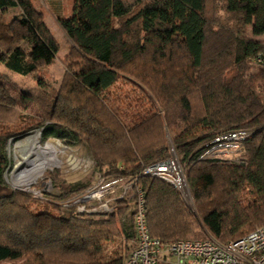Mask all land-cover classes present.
Instances as JSON below:
<instances>
[{"label": "trees", "instance_id": "16d2710c", "mask_svg": "<svg viewBox=\"0 0 264 264\" xmlns=\"http://www.w3.org/2000/svg\"><path fill=\"white\" fill-rule=\"evenodd\" d=\"M221 2L216 7L226 13L225 20L216 17L208 0H74L69 15L57 17L79 62L64 77L71 99H57L63 115L57 104L43 134L82 142L105 178L135 180L106 221L87 219L63 203L86 188L78 182H54L59 201L50 209L29 205L36 202L30 193L1 191L0 261L124 264L134 242L126 254L104 253L103 245L110 233L129 237L123 212L134 210L136 188L144 193L151 236L163 242L203 238L178 237L192 231L181 194L163 180L140 174L170 156L165 127L180 161L187 163L193 199L198 205L213 203L201 211V224L213 238L224 243L264 223V127L258 129L264 124V61L255 62L264 50V0ZM9 8L19 11L0 28V67L7 75L33 76L52 63L57 42L30 0H0V12ZM1 75L0 82H7ZM118 79L138 82L139 92L124 95L122 107L120 96H107L114 94L109 88ZM81 95L98 107L91 102L90 109L83 108ZM20 103L11 91L0 89V188L8 163L3 143L14 134L3 115ZM239 128L252 130L239 162L198 159L208 140ZM205 173L211 179L200 187ZM244 188L248 197L241 201L237 194Z\"/></svg>", "mask_w": 264, "mask_h": 264}, {"label": "rangeland", "instance_id": "374dc122", "mask_svg": "<svg viewBox=\"0 0 264 264\" xmlns=\"http://www.w3.org/2000/svg\"><path fill=\"white\" fill-rule=\"evenodd\" d=\"M30 1L33 7L40 11L45 26L57 42L58 51L52 63L39 68L33 76L7 75L5 70L0 67V76L3 77L1 74H5L7 78V82L1 80L0 89H7L8 92L11 91L13 97L21 101L20 104L10 108L9 114L4 112L5 115H3V117L10 120H8V125L11 130H14V134L12 136H8L3 143L2 150L8 159V163L2 174L3 187L0 188V192L8 189H16L30 193L35 198L36 202L29 205L35 207L36 209L46 207L50 209L49 205H51V203L55 204L59 201L55 195L59 194L60 188H58L54 182L63 181L65 185L78 182L84 185V187H87L94 184L99 178L106 180H109L110 178H105L104 175L99 172L97 168H95V163L86 146L82 142L76 141L70 137L57 138L49 135L44 136L43 134L42 126L48 123L46 121V117L49 115L50 111H54L58 104L57 99L60 97H63V99L70 98L69 96L71 95L65 90L67 86L64 84V77L66 76L68 70L74 69L76 63L79 62V58L77 57L71 40L66 36L57 22V17L69 15L74 0ZM126 1L130 3L134 0ZM212 2L215 7L216 17L219 16L220 19L225 20L224 16H226V13L216 7L222 3L221 0H212L211 2L208 0V5L210 6ZM18 11L19 10L17 8H9L0 12V28H2L13 15L17 14ZM252 66L253 68H256L257 65ZM137 83L138 82L133 79L130 81L118 79L113 87L109 88V91H113L114 94L107 96H120L122 101L120 100L121 103L119 104V107H122L127 100L124 95L132 97V95H136L139 92V90L135 88ZM22 93L24 94L22 95ZM86 99L88 100V103L86 102ZM79 100V105H82L85 109L91 108V102L97 106V103L94 102L92 98H86L85 95H81ZM109 101L110 102L107 103L108 105H111L112 100ZM193 101L195 107L199 108V100L194 99ZM61 109L62 107L58 104V112L62 116L63 113L60 112ZM165 129L166 145L168 147L169 155L173 154L176 158H178L183 174L186 178V172L188 169L187 163L180 161L172 144L170 137L171 130L166 127ZM36 131L39 133L38 138L40 145L45 146L50 151L47 152V154H50L52 151V154H50L52 157L47 158L43 164L32 172L31 178L25 177L22 179L19 172L29 167L27 166L29 164V159L25 160L22 158L18 150L15 149L14 144L25 135ZM29 179L30 181H28ZM125 179H128V177H125ZM210 179V175L205 173L197 182V185L203 187L210 181ZM182 194V205L186 213V217L184 216V219L190 224L192 231L190 234L187 233L178 237H213L205 230V228H203L201 224V211L211 207L213 203L205 200L204 203L198 205L196 200L193 199V193L190 188L189 194ZM237 195L241 198V201H245L248 197V190L244 188ZM32 196L30 199H34ZM43 200L50 201V204H47ZM127 209L128 210H124L123 212V223L129 237L126 238L123 235L112 236L113 233H110L108 237L111 240H108L103 245L105 251L104 253H111L118 250L119 252H125L126 254L133 247L134 230L132 226L131 212L133 210L132 207ZM113 210L114 205L111 210L107 211L94 209L88 210L89 212L84 211L81 213H84L87 215V219H93V221L98 219L106 221L110 218V213H112ZM92 229H95V226H93ZM249 229L250 227L247 230ZM0 264H10V262L0 261Z\"/></svg>", "mask_w": 264, "mask_h": 264}, {"label": "built area", "instance_id": "2783aa9c", "mask_svg": "<svg viewBox=\"0 0 264 264\" xmlns=\"http://www.w3.org/2000/svg\"><path fill=\"white\" fill-rule=\"evenodd\" d=\"M261 61H264V50L255 58V62ZM262 127L264 124L258 129ZM250 134L252 130L242 128L224 131L204 144L198 159L239 162L243 142ZM140 174L163 180L175 187L180 194H189L183 170L173 154L160 162L146 165ZM134 180L135 178H99L63 203L73 205L78 212L111 210L116 200L129 193ZM131 196L134 198L132 226L135 244L127 253L124 264H264V223L224 243L210 236L163 242L149 233L143 191L136 188Z\"/></svg>", "mask_w": 264, "mask_h": 264}, {"label": "bare ground", "instance_id": "6f19581e", "mask_svg": "<svg viewBox=\"0 0 264 264\" xmlns=\"http://www.w3.org/2000/svg\"><path fill=\"white\" fill-rule=\"evenodd\" d=\"M38 131L25 135L22 139L16 141L14 147L20 153V156L25 160L29 159L28 168L19 172L22 179L31 178L32 172H34L41 164H43L47 158H51L52 151L50 152L45 146H41L39 143ZM22 160V159H21ZM17 163V162H16ZM20 163V162H19ZM30 181V179L28 180ZM27 181V182H28Z\"/></svg>", "mask_w": 264, "mask_h": 264}]
</instances>
